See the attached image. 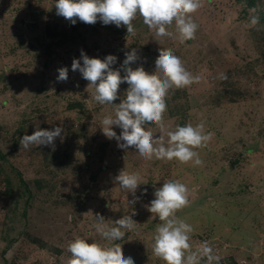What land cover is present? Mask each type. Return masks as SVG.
<instances>
[{
  "label": "rangeland",
  "instance_id": "374dc122",
  "mask_svg": "<svg viewBox=\"0 0 264 264\" xmlns=\"http://www.w3.org/2000/svg\"><path fill=\"white\" fill-rule=\"evenodd\" d=\"M55 2L0 0V264H68V245L77 236L108 244L95 230L97 214L109 226L132 216L136 229L111 243L121 244L134 264H165L152 251L161 221L148 205L168 180L189 190V205L176 215L193 227V248L207 241L219 264H264V0H201L191 14L195 38L184 43L156 38L139 14L135 35L99 19L73 25L56 14ZM168 30L175 34V25ZM160 48L200 77L169 91L164 114L171 130L204 122L211 139L195 149L200 166L145 160L107 138L101 121L114 115L128 84L119 86L114 104L101 105L71 69L74 58L83 63V50L90 58L116 56L111 67L123 76L125 53L136 49L130 67L151 74ZM60 67L68 68L66 82L57 81ZM57 126L63 131L54 149L20 145L37 127ZM112 127L119 136L122 129ZM145 127L159 138L154 124ZM123 169L147 181L134 204L114 179Z\"/></svg>",
  "mask_w": 264,
  "mask_h": 264
},
{
  "label": "clouds",
  "instance_id": "9594fccd",
  "mask_svg": "<svg viewBox=\"0 0 264 264\" xmlns=\"http://www.w3.org/2000/svg\"><path fill=\"white\" fill-rule=\"evenodd\" d=\"M201 6V0H56V14L70 21L73 25L77 20L93 25L99 19L104 25L115 24L126 26L127 33L135 35L133 21L137 15L143 18V23L154 30L156 38L169 37L178 39L180 43L195 38L198 24L193 20L192 13ZM258 17L253 16L251 24L256 25ZM175 25V34L169 27ZM123 67L125 75L121 76L119 69H113L117 58L107 55L104 59L90 58L81 50L79 59H73L72 71H79L83 79L88 81L87 88L94 89L93 99L101 105L114 104L118 98L119 86L128 84L126 98L115 105L114 115H106L101 121L103 134L115 138L118 146L124 149L134 147L145 160H178L180 163H192L193 166L203 164L199 153L195 150L206 147L211 139V133L205 132L204 122L196 125L188 123L177 125L171 130L164 123L167 112L166 98L172 89H181L198 83L199 76H194L186 69L180 57L169 48H160L155 60L156 70L149 74L142 66L130 67L137 59L136 49L125 53ZM219 78L227 79L225 73ZM68 80V68L58 69L57 81ZM86 88V89H87ZM152 123L160 131L159 138H154V132L145 125ZM113 125L122 129L120 135L113 130ZM63 129L59 126L52 130L37 129L31 134L20 138V145L28 149L30 145L50 146L55 148V140L61 137ZM165 136L167 139L165 140ZM115 181L122 190L132 193L135 197L140 184L147 183L139 172L121 170ZM189 190L177 180L165 181L162 187L154 192L155 198L148 205V210L161 221L156 228L152 245L153 254L165 261V264H219L220 257L214 254V249L207 241L193 248L191 243L193 227L176 213L187 207ZM139 197L129 203H135ZM135 213H133L134 215ZM116 226L105 223L104 217L97 214L96 232L108 244L77 236L68 245L71 258L68 264H134L132 257L125 258L121 244L112 241L122 240L124 230L134 231L136 221L130 215H124L114 221ZM123 229V230H122Z\"/></svg>",
  "mask_w": 264,
  "mask_h": 264
}]
</instances>
